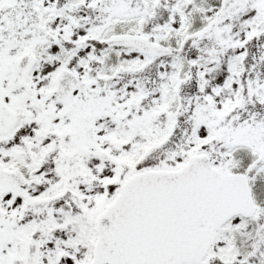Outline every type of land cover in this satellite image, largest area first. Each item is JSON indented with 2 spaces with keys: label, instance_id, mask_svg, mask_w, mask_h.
Returning <instances> with one entry per match:
<instances>
[{
  "label": "snow or ice",
  "instance_id": "1",
  "mask_svg": "<svg viewBox=\"0 0 264 264\" xmlns=\"http://www.w3.org/2000/svg\"><path fill=\"white\" fill-rule=\"evenodd\" d=\"M0 264H264V0H0Z\"/></svg>",
  "mask_w": 264,
  "mask_h": 264
}]
</instances>
